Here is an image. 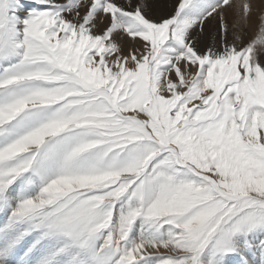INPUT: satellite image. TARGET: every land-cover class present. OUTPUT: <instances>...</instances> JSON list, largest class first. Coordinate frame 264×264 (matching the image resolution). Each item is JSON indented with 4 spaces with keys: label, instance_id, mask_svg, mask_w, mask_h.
I'll use <instances>...</instances> for the list:
<instances>
[{
    "label": "snow or ice",
    "instance_id": "6c2138e0",
    "mask_svg": "<svg viewBox=\"0 0 264 264\" xmlns=\"http://www.w3.org/2000/svg\"><path fill=\"white\" fill-rule=\"evenodd\" d=\"M0 264H264V0H0Z\"/></svg>",
    "mask_w": 264,
    "mask_h": 264
},
{
    "label": "bare ground",
    "instance_id": "6f19581e",
    "mask_svg": "<svg viewBox=\"0 0 264 264\" xmlns=\"http://www.w3.org/2000/svg\"><path fill=\"white\" fill-rule=\"evenodd\" d=\"M150 13V12H149ZM167 13V8L164 7V8H159V9H153L152 10V18L155 19L158 17V15H161V14H166ZM151 17V16H150Z\"/></svg>",
    "mask_w": 264,
    "mask_h": 264
},
{
    "label": "rangeland",
    "instance_id": "374dc122",
    "mask_svg": "<svg viewBox=\"0 0 264 264\" xmlns=\"http://www.w3.org/2000/svg\"><path fill=\"white\" fill-rule=\"evenodd\" d=\"M167 11H168V9H167ZM149 16H151V18H152V10L150 11Z\"/></svg>",
    "mask_w": 264,
    "mask_h": 264
}]
</instances>
